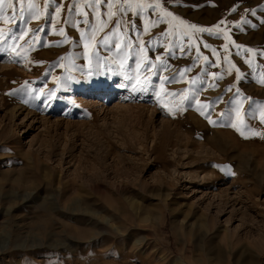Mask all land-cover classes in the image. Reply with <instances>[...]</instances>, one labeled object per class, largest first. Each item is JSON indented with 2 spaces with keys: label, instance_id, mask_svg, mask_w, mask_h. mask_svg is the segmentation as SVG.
<instances>
[{
  "label": "rangeland",
  "instance_id": "1",
  "mask_svg": "<svg viewBox=\"0 0 264 264\" xmlns=\"http://www.w3.org/2000/svg\"><path fill=\"white\" fill-rule=\"evenodd\" d=\"M262 80L264 0H4L0 264H264Z\"/></svg>",
  "mask_w": 264,
  "mask_h": 264
},
{
  "label": "snow or ice",
  "instance_id": "2",
  "mask_svg": "<svg viewBox=\"0 0 264 264\" xmlns=\"http://www.w3.org/2000/svg\"><path fill=\"white\" fill-rule=\"evenodd\" d=\"M168 0H165V3H167ZM4 3V0H0V5H2ZM175 3L179 4L181 3V0H175ZM156 7H159V2H157ZM166 15L168 16H172L173 14L171 12L166 13ZM173 19H176V17H173ZM153 25H155V22H153ZM192 27H195V25H193ZM200 32H204V31H208L211 34V30L210 29H204V28H200L197 29ZM207 47V45H205ZM262 83H264V80L261 81Z\"/></svg>",
  "mask_w": 264,
  "mask_h": 264
}]
</instances>
